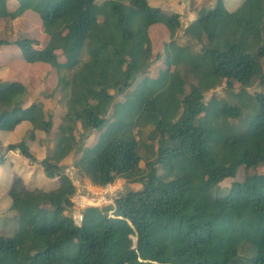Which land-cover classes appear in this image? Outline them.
<instances>
[{
    "label": "trees",
    "instance_id": "obj_1",
    "mask_svg": "<svg viewBox=\"0 0 264 264\" xmlns=\"http://www.w3.org/2000/svg\"><path fill=\"white\" fill-rule=\"evenodd\" d=\"M8 1L0 0V14L12 20L23 7L6 12ZM106 1L46 0L35 12L43 47L0 39V52L14 45L27 64L51 69L56 103L49 111L21 82L0 83V264H264L236 239L233 221L246 212L250 225L239 239L264 254V174L252 172L264 162V0L234 7L216 0L212 9L189 0L195 17L183 26L166 0H120L147 27L139 75L165 64L134 87L127 54L114 46L90 52L108 22ZM112 13L123 39L134 42L127 14L117 5ZM158 26L167 33L159 46L151 36ZM110 53L124 61L119 73L105 64L111 93L88 98L78 112L76 76ZM255 80V90L240 89ZM219 87L240 89L232 93L233 120ZM93 132L100 136L73 162L75 174L97 188L123 182L137 189L81 208L75 225L77 187L62 170ZM221 164L236 170L228 186L221 183L232 175L219 173ZM186 189L195 198L181 195ZM37 194L51 200L43 212H29L21 200Z\"/></svg>",
    "mask_w": 264,
    "mask_h": 264
},
{
    "label": "rangeland",
    "instance_id": "obj_2",
    "mask_svg": "<svg viewBox=\"0 0 264 264\" xmlns=\"http://www.w3.org/2000/svg\"><path fill=\"white\" fill-rule=\"evenodd\" d=\"M57 2L61 0H55ZM239 0H229L230 6L234 7L235 3ZM46 0H9L7 3L6 12H13L21 9V13L14 19H8L3 17V13L0 14V39L6 40H22L24 39H35L39 42L40 47H43L46 43V37L41 30L40 21L35 14L36 10L44 6ZM167 4L171 7H174L180 14L182 26L187 22L191 21L195 17V12L191 11L189 7V0H173L167 1ZM197 4H205L208 9H212L216 3V0H195ZM224 0H221V5L223 6ZM120 6L124 13L128 16V21L126 26L134 35V42L127 41L123 39L121 29L116 23V17L112 13L113 6ZM105 7L109 12L108 22L99 29L94 37V41L91 45L90 52L92 54H97L99 52L107 51L111 49V46L115 47L118 50H121L128 56V60L132 65V71L137 75V78L134 81L133 87L140 83L143 79L152 78L157 75V72L160 68L164 67L165 64L163 61L157 63L154 68L146 75H139L141 73V64L140 58L143 53V44L145 40L146 33V24L142 15L136 12L131 5L123 3L120 0H107ZM252 27L251 22L249 21L248 29ZM151 36L155 39L157 38V45L162 44V41L167 36L166 30L163 27H155L151 32ZM246 41V38H245ZM175 61V58L172 59V62ZM105 64H108L115 73H119L124 65V61L115 53H110L104 57V62H101L97 59L86 64L83 70L76 76L74 80L73 87L71 89L72 102L75 106V109L78 112H81L86 104L88 98L92 97L95 99H102L104 95L111 93L109 87L110 75ZM49 68L39 64H27L23 57L21 56L20 51L14 45L5 47L0 52V83L1 82H10L18 81L24 84L34 97L40 98L42 103H45L49 108V111L52 107L56 106L55 101L51 98V93H49V88H52V84L55 82L52 80V74ZM262 70V66H261ZM257 87V80H255L251 85L244 86L240 89H245L248 91L255 90ZM104 88V92L100 93L99 90ZM240 89H230L227 87H219L217 89L218 94L222 98H226V102L222 103L228 111V117L232 119L233 108L238 107L235 100L232 97V93ZM97 90V91H96ZM221 102H215L213 108L215 109L216 104ZM215 110H213L214 113ZM52 112V111H51ZM100 136V133L93 132L89 134L87 141L84 144V147L79 150V152L74 153L69 163L63 168V172L70 175L75 172L72 168L73 162L82 154L84 149L89 148L94 144L97 138ZM18 156H20L18 154ZM27 162V161H26ZM236 170H230L232 176H227L222 185H230L232 180L235 179ZM252 172L257 174H264V162L256 164L252 167ZM219 173L227 175L228 171L225 170L224 165L220 167ZM79 179H81L79 181ZM73 184L76 181H79L83 185H87L90 182L85 176L78 178L76 176L71 177ZM209 182L206 184V187L209 186ZM107 190L106 203H110L118 194L124 192L127 188L137 189V187H128L125 183L119 182L114 185L105 187ZM200 188V187H199ZM104 189V188H100ZM100 189H95L99 192ZM193 189L194 191H200ZM78 192V194H77ZM82 193H84L82 191ZM190 193L192 197L194 194L191 189H186L181 192V195ZM76 195L71 199V203L74 205L73 201H80L81 193L76 190ZM78 195V196H77ZM85 195V193H84ZM195 198V197H194ZM51 197L46 194H37L30 195L22 198L21 202L23 206L29 211H39L43 212L46 208L43 206L46 202H50ZM100 202V199L97 200ZM49 209L51 208L48 205ZM75 207V205H74ZM78 209V208H77ZM81 209V208H80ZM79 209V210H80ZM73 210L71 214L74 212ZM74 218V217H73ZM237 219V223L241 224L246 221V216L242 217L241 214L236 218L233 215V220Z\"/></svg>",
    "mask_w": 264,
    "mask_h": 264
},
{
    "label": "built area",
    "instance_id": "obj_3",
    "mask_svg": "<svg viewBox=\"0 0 264 264\" xmlns=\"http://www.w3.org/2000/svg\"><path fill=\"white\" fill-rule=\"evenodd\" d=\"M74 176H76L78 178V175H76L75 172L73 173V175L72 174L69 175L70 179H71V177H74ZM80 180L81 179H79V181ZM79 181H76L73 184L74 186H76L78 188V191H80V193H81L80 201L79 200L73 201V203L75 205V209H74L75 211L71 215H72V218L74 217L73 221H74L75 225H78L81 221V214H80V210H79L80 208L94 207V206H98V205L108 204V203H106V200H105L106 195L108 194L106 188H104V189L95 188L90 182H88L87 185H83ZM95 189H100V191L97 192V191H95ZM82 191L85 193V195H84V193H82ZM77 194H78V192H77ZM75 195L76 194H74V196ZM98 199H100V202L97 201Z\"/></svg>",
    "mask_w": 264,
    "mask_h": 264
},
{
    "label": "water",
    "instance_id": "obj_4",
    "mask_svg": "<svg viewBox=\"0 0 264 264\" xmlns=\"http://www.w3.org/2000/svg\"><path fill=\"white\" fill-rule=\"evenodd\" d=\"M241 19H243L244 17H240ZM244 20V19H243ZM244 21H248V20H244ZM214 143V142H213ZM213 143H212V145H213ZM232 170H235V169H232ZM228 173H230V170L228 171ZM192 190L194 189V188H191ZM228 207V206H227ZM228 209H229V207H228ZM230 210V209H229ZM246 213V212H245ZM236 224H237V230L236 231H238L239 230V228L240 227H242L241 225H243L245 222H243V223H241V224H238L237 223V220L236 219H234L233 220ZM249 225H250V223H249ZM249 225H248V227H249ZM247 227V228H248ZM247 228L243 231V233H238V234H236V232H235V237H236V239L239 241V242H241V243H243V244H245L246 246H248L251 250H253L254 252H256L257 254H259L260 256H262L263 257V259H264V254L262 253V252H260L253 244H251L249 241H247V240H240L239 239V236H241V235H243L244 233H245V231L247 230Z\"/></svg>",
    "mask_w": 264,
    "mask_h": 264
},
{
    "label": "bare ground",
    "instance_id": "obj_5",
    "mask_svg": "<svg viewBox=\"0 0 264 264\" xmlns=\"http://www.w3.org/2000/svg\"><path fill=\"white\" fill-rule=\"evenodd\" d=\"M244 20H248V22H249V18H246V17H244L243 18ZM223 164H221V166H222ZM198 188V187H197ZM205 188H207L206 186H204V187H200V188H198L197 190H203V189H205ZM195 190H196V188H194ZM241 216L243 217H245L246 216V221H245V223L243 224V225H241L242 227H240L239 228V230L238 231H236V234H238V233H243V231L248 227V225H249V223H250V219H249V217L247 216V214L245 213V211H242L241 212ZM237 220V219H236Z\"/></svg>",
    "mask_w": 264,
    "mask_h": 264
},
{
    "label": "crops",
    "instance_id": "obj_6",
    "mask_svg": "<svg viewBox=\"0 0 264 264\" xmlns=\"http://www.w3.org/2000/svg\"><path fill=\"white\" fill-rule=\"evenodd\" d=\"M223 6H225V0H224V2H223ZM41 8H42V7H41ZM41 8H40V9H41ZM38 10H39V9H38ZM108 19H109V17H108ZM95 188H97V187H95Z\"/></svg>",
    "mask_w": 264,
    "mask_h": 264
},
{
    "label": "clouds",
    "instance_id": "obj_7",
    "mask_svg": "<svg viewBox=\"0 0 264 264\" xmlns=\"http://www.w3.org/2000/svg\"><path fill=\"white\" fill-rule=\"evenodd\" d=\"M250 21V20H249Z\"/></svg>",
    "mask_w": 264,
    "mask_h": 264
}]
</instances>
